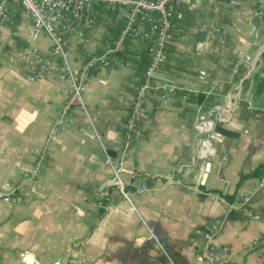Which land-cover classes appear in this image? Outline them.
<instances>
[{
    "label": "crops",
    "instance_id": "1",
    "mask_svg": "<svg viewBox=\"0 0 264 264\" xmlns=\"http://www.w3.org/2000/svg\"><path fill=\"white\" fill-rule=\"evenodd\" d=\"M258 1L168 3L166 61L145 98L148 117L127 146L125 127L153 35L128 39L107 66H90L84 108L71 109L50 138L64 96L47 78L32 76L27 52L49 58L52 42L44 33L32 38L28 15L9 4L0 21V264H205L199 255L212 229L226 264H264V246L247 250L264 238ZM127 13L90 10L65 37L74 70L109 49ZM137 29L148 31L142 22ZM243 53L251 62L232 78L231 64ZM240 82L246 98L216 126L212 109ZM199 122L213 127V154L203 160H195ZM123 155L127 199L103 164Z\"/></svg>",
    "mask_w": 264,
    "mask_h": 264
},
{
    "label": "built area",
    "instance_id": "2",
    "mask_svg": "<svg viewBox=\"0 0 264 264\" xmlns=\"http://www.w3.org/2000/svg\"><path fill=\"white\" fill-rule=\"evenodd\" d=\"M171 0H0V21H4L8 14L9 4H15L21 11L26 13L31 21L30 36L36 38L39 34H46L52 42V49L49 58L43 57L36 51H28L27 54L31 60L34 77H45L49 82L61 89L64 96V105L60 109L59 119L53 122L49 137L56 135L59 125L66 119L68 113L73 108H84V93L86 90L88 69L96 63H102L107 66L110 55L121 54L124 43L128 39L140 40L153 35L154 47L149 62L143 71L142 80L136 87L133 103L130 109V116L127 120L126 143L131 135L139 134V126L143 123L148 113L144 107L147 93L153 88V79L166 61V51L171 39L172 25L170 22L171 14L168 3ZM210 3L212 0H202ZM100 6L102 9L113 11L117 7H126L128 13L125 17L123 26L116 34L109 49L98 57H92L80 70H74L71 66V54L66 43V36L77 32L81 28V23L87 19L90 10ZM264 0L257 3V25L262 21ZM139 22L147 26L148 31L141 33L137 29ZM214 32L219 33L218 29ZM257 34V33H256ZM57 61V62H56ZM251 62V57L243 53L234 59L231 64V77L239 75L241 68L245 63ZM254 73V68L247 69L245 80L250 83ZM247 86L242 83L232 85V90L225 96L224 104L221 107L212 109L214 114V123L216 126L224 123L226 113L236 107L247 96ZM250 109V108H249ZM197 133L195 160H203L213 154L210 147V139L213 134V127H207L203 123L195 125ZM44 155L41 157L43 160ZM124 155L119 159H112L106 156L103 164L107 166L112 175V183L118 188L122 196L127 199L128 195L124 191ZM139 191H144L143 183L138 185ZM6 195L0 191V199ZM247 201V200H246ZM217 236L215 229L207 234V242L200 251L199 257L205 264H226V249H217L213 240ZM264 246V238L249 245L247 250L261 248Z\"/></svg>",
    "mask_w": 264,
    "mask_h": 264
},
{
    "label": "water",
    "instance_id": "3",
    "mask_svg": "<svg viewBox=\"0 0 264 264\" xmlns=\"http://www.w3.org/2000/svg\"><path fill=\"white\" fill-rule=\"evenodd\" d=\"M263 52H264V50H263ZM210 117H211V119H214L215 118L214 114H212ZM208 171H209V164H207V167H206V170H205V176H204L205 178L207 176Z\"/></svg>",
    "mask_w": 264,
    "mask_h": 264
},
{
    "label": "trees",
    "instance_id": "4",
    "mask_svg": "<svg viewBox=\"0 0 264 264\" xmlns=\"http://www.w3.org/2000/svg\"><path fill=\"white\" fill-rule=\"evenodd\" d=\"M261 57H262V74L264 75V52L262 53Z\"/></svg>",
    "mask_w": 264,
    "mask_h": 264
},
{
    "label": "rangeland",
    "instance_id": "5",
    "mask_svg": "<svg viewBox=\"0 0 264 264\" xmlns=\"http://www.w3.org/2000/svg\"><path fill=\"white\" fill-rule=\"evenodd\" d=\"M60 91H61V89H60ZM62 93V92H61ZM196 125V124H195ZM194 129H195V126H194Z\"/></svg>",
    "mask_w": 264,
    "mask_h": 264
}]
</instances>
